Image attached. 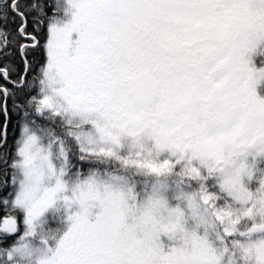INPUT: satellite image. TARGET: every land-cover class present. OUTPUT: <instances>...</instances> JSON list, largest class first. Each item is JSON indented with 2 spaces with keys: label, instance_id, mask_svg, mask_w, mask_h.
I'll return each mask as SVG.
<instances>
[{
  "label": "snow or ice",
  "instance_id": "obj_1",
  "mask_svg": "<svg viewBox=\"0 0 264 264\" xmlns=\"http://www.w3.org/2000/svg\"><path fill=\"white\" fill-rule=\"evenodd\" d=\"M0 264H264V0H0Z\"/></svg>",
  "mask_w": 264,
  "mask_h": 264
}]
</instances>
